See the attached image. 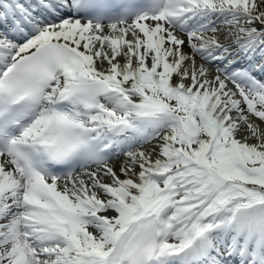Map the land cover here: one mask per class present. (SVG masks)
<instances>
[{"label": "snow or ice", "instance_id": "6c2138e0", "mask_svg": "<svg viewBox=\"0 0 264 264\" xmlns=\"http://www.w3.org/2000/svg\"><path fill=\"white\" fill-rule=\"evenodd\" d=\"M0 264H264V0H0Z\"/></svg>", "mask_w": 264, "mask_h": 264}]
</instances>
